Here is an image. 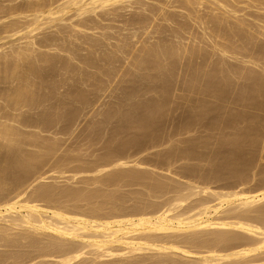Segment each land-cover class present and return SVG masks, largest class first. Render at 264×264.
Returning <instances> with one entry per match:
<instances>
[{"label":"bare ground","instance_id":"6f19581e","mask_svg":"<svg viewBox=\"0 0 264 264\" xmlns=\"http://www.w3.org/2000/svg\"><path fill=\"white\" fill-rule=\"evenodd\" d=\"M16 1L9 4L10 11L6 9L7 3L6 8L4 7V10L9 11L12 17L7 14L9 18H6L4 10L1 11L3 15L0 13L3 16V20L2 16L0 17V52L4 47L0 53V96L4 94L7 97L12 93L11 97L14 95L16 97L13 100L8 96L11 101H7L6 98L7 102L5 99V103L0 102L2 103L0 116H3L0 120L4 118L0 123V137L10 136L14 121L24 126L43 127L57 121L71 119L80 110L77 109V104L80 108L81 105L86 104L89 97L83 84L74 82L85 81V76L87 80L89 76L94 79L92 75L94 72L98 74L97 71L101 72L100 76L102 74L108 78V76L120 74V71L131 75L139 70L137 72L140 74L137 75L140 76H138L140 82L136 84L141 83L148 89L155 82L157 84L155 83L154 86L158 85L163 89L172 77L182 75L178 78H183L185 87L192 91L194 88L198 90L201 88L209 95L224 97L225 101L228 96L233 99V92L232 96L231 94H227L226 98L224 96L230 87L229 91L237 86L240 87L238 83L235 86L237 81L235 79L234 82L233 79L237 78L239 82V78L244 77L248 88L240 89L244 91L237 93L244 94V97L261 95L263 99L258 96L257 100L264 101V77H262L264 75L262 74L264 72V14H256L262 10L264 13V7L260 6V8L257 3L258 7L255 6L257 12L253 8V13L251 9L248 12L245 11V5L241 4H249L246 2L248 0ZM252 1L263 3L264 0ZM131 9L134 10L131 11ZM23 11L25 13L21 15ZM189 19H197L196 27L199 30L195 28L201 33L194 29V36L191 32L189 34L188 31L192 29L193 32L194 28L190 25L191 23L189 24ZM106 20H115L119 24L110 27L102 22ZM74 25L79 26L80 29L76 30L77 27L74 29ZM107 29L111 30L107 32ZM95 30L104 39L100 36L95 37L96 34L94 37L89 35L92 32L97 33ZM186 34H189L190 38ZM89 45L92 50H89L90 48L89 51L83 50ZM206 47H210L212 51L201 52V49H207ZM45 48L50 50V52L46 51L49 53L46 56L43 55L44 52L39 53ZM36 51H39L40 57L42 55L44 57H38ZM214 53L218 55V59L213 58L216 57ZM9 56L16 58L12 62L10 60L12 57ZM8 57L10 63L7 62ZM225 57L231 58L230 61L233 58L236 62L229 61V63ZM69 59H75L74 62L78 63L74 65ZM39 60L45 62L46 68L38 65ZM35 63L39 66L38 69ZM247 63L256 65L261 71L257 69L255 70L258 72L255 71V66L253 71L246 65ZM86 67H91L94 71L88 70V73L82 76L84 79H79L81 78L79 76L84 73L82 70L89 69ZM39 68L44 71L42 72ZM61 73L66 76L62 78L64 81L61 79ZM59 75L61 76L58 77ZM6 78L10 79L6 80ZM67 78H73L70 80L73 84H66ZM129 78L132 80V77ZM95 83L93 90L99 91ZM65 84L68 85L66 88ZM138 86L126 84L125 87H128V91L133 88L130 91L131 94L132 92L135 94ZM101 88L103 90V87ZM206 92L203 93L206 94ZM237 93H234V100ZM259 97L261 99H258ZM2 98L1 96L0 99ZM52 98H56L53 99L55 102L65 101L63 99L66 98L68 101L66 100L64 105L62 103L58 105L60 103L58 101V106L55 104L56 106L53 107L52 103L50 108L47 106L46 109L42 107L40 110H31L32 113L29 115L25 112L23 115L20 109L21 115L18 114L20 107H17V104H21L20 106L26 104L36 109L38 105ZM236 99L239 103L238 100L245 98ZM53 100L50 101L54 102ZM223 100L221 101L224 102ZM251 101L246 103L249 104ZM149 102L148 100V102L143 101L134 105L131 103L128 107L121 104L125 107L123 109L121 106L122 110L118 109L119 107L116 109L112 104L106 114L119 119L127 117L128 125L133 124L138 129H144L149 135L147 130L151 131L154 118L161 112V106L158 103L155 105V102L153 104ZM256 102L253 101V103ZM263 103L259 104L260 109ZM209 104L201 105L203 111L211 110L212 106L218 105L216 103L209 106ZM14 106L16 111L12 110ZM23 106L21 108L24 109ZM135 107L141 109L137 112L138 114L135 112ZM196 110L199 111V109ZM196 110L194 111L197 114ZM13 111L15 114L18 112L17 115H13ZM212 111L215 110L212 109ZM234 114L237 119V114L233 113L229 114L230 120ZM5 118H8V121ZM227 119H224V123ZM220 121L223 122L221 119ZM229 121L227 123H230ZM250 123L253 125L252 122ZM224 125L228 127L227 124ZM16 129L14 128L13 131L19 135L20 130ZM16 135L15 137L18 136ZM230 136H225L227 139L229 137L228 140L221 137L217 141L219 146L226 141L230 142L229 156L232 158L231 161L235 159L239 165L237 169L231 171V174H228L229 178H232L228 179L232 180L230 183L232 187L234 186L232 189L211 188L209 185H199L190 179L185 182L175 181L173 175L170 176V171H168L169 176H155L153 170L137 171L130 167H144L141 161L128 160L121 155L113 154L97 165L94 163V166L82 167L84 163L82 162V165L78 163L81 165L77 167L78 170L91 173L80 178L84 182L98 184L100 187L83 189L58 183H46L42 182L46 176L38 173L37 169L29 171L28 169L33 167L28 168V166L33 164L34 167L42 168V160L45 161L51 154L53 144L43 145L34 134L31 141L30 138L27 141L32 145L41 143L44 148L30 153L31 155L28 153L27 156L23 154L24 150L21 151L22 143H26L25 137L21 135V138L15 140L13 136V141L6 142L8 148L15 146L11 154L0 151V247L5 248L3 251L0 250V264H264V189L252 191L240 185L246 179L240 171V167L247 162L242 155L245 145L242 144L244 147L241 148V141L245 139L242 140L239 137L241 139L239 141L238 136L236 138L233 136L231 140L239 141L235 142L230 141ZM128 141L135 143L136 138ZM6 143H1L0 149L3 146L4 150L8 151L5 149ZM250 145L248 147H252ZM192 149L186 151L187 156L191 154ZM235 160H233L234 163H236ZM60 161L63 164L64 159ZM72 170L73 172L67 175V180L77 176V169ZM60 171L54 170L49 173L60 174L65 170ZM229 181L226 183L229 184ZM108 185L113 186L111 188ZM121 185L128 187L140 185V190L119 191Z\"/></svg>","mask_w":264,"mask_h":264},{"label":"rangeland","instance_id":"374dc122","mask_svg":"<svg viewBox=\"0 0 264 264\" xmlns=\"http://www.w3.org/2000/svg\"><path fill=\"white\" fill-rule=\"evenodd\" d=\"M12 1L0 0V3H1L0 8H2V9H0L1 14L3 13L1 11L4 10V7L6 8V5H5L6 3L8 5L6 9L10 11V8L8 9V7H10L9 4L17 2L16 0H15L16 2H14V0H12ZM43 1H45V0H43ZM39 2H40V0H39ZM246 2H248L249 4H247V3H244V4L241 3V4L245 5V11L247 10V12L251 9V11L254 13L253 8H254V10L256 9V12H257L256 7H258V6L264 7V1H263V3H260L257 1L255 2L252 0L251 1L248 0ZM251 2L252 3L254 2V3L252 4ZM256 3L258 6L256 5ZM54 4H56V3H54ZM259 4H261V5H259ZM238 5H240V3ZM252 5H254V7ZM247 8H249V9H247ZM6 9L4 10L5 17L7 14H9V11H7ZM133 10L131 9V11H133ZM24 13L25 12L23 11V13L22 14L20 13V14L23 15ZM28 13H30V12H28ZM258 13L264 14L263 10L258 11L256 14H258ZM17 14H19V13L17 12ZM2 15H0V17ZM9 15H7L6 18H9L8 17ZM127 15H129V14H127ZM13 16H15V15H13ZM5 17H4V19H5ZM244 17L248 18L247 16H244ZM2 20H3V16H2ZM195 20L197 21V19H194V20L189 19L188 20L189 24L191 23L190 25L192 26V28L194 27L193 32H192V29H190L188 31L189 34L192 33L193 36H194V29H195V31H197V29H198V27H196L197 25H196ZM0 21H1V19H0ZM102 22L106 23L110 27L119 24L115 20H109V21L106 20V21H102ZM66 23H65V25H66ZM76 27H77V25H74L73 28L75 29ZM78 27L76 30L80 29ZM97 30H95V31L97 32ZM107 30L106 31L109 32V30H111V29H107ZM188 32H185V33H188ZM197 32H200V31H197ZM92 33H94V34H92ZM92 33L89 35L90 36L93 35V37H94V35L96 34L97 36L95 35V37H97V38H99V36L103 37L99 34V32H97V33L92 32ZM146 33H148V31ZM197 34H199V33H197ZM188 35L186 34L187 37H188ZM195 35H196V33H195ZM188 38H190V35ZM101 39H98V40L101 41ZM103 39H104V37H103ZM102 41L105 42L104 40H102ZM4 46H7V45H4ZM211 47H213V46H211ZM2 48H4V47H2ZM2 48H1L0 53H2ZM206 48L207 49H204V50L201 49V52H205V53L207 52L208 53V51H210V50L212 51V49L210 47H206ZM208 48H210V49H208ZM85 49L87 51L92 50L90 45H89V47L86 46L85 48H83V50H85ZM73 50H75V49H73ZM76 50L81 51L82 49L81 50L76 49ZM46 51L50 52L49 49L46 50V48H45V49H41L40 52L36 51V54L38 57H40L39 53L44 52V54L43 53L42 54L46 56L47 54H49ZM3 53H4V51H3ZM186 55H189V54L186 53ZM215 55H216V57H213V56L212 57L215 59H218L219 58L218 55L216 53H214V56ZM42 56L40 58L44 57V56L43 57ZM9 57H12V56H9ZM9 57L7 59V62L10 63ZM15 58L12 57V58H10V60L12 61ZM226 58L227 57H225V60L228 62L231 59V58H229V59L228 58L226 59ZM215 59H213V60L217 61ZM69 60L74 65H76L78 63L77 61L74 62L75 59H69ZM234 60L235 59L232 58V61H230V62L235 63L236 60L235 61ZM38 62L39 63L41 62L40 64L38 63L39 66L41 65L42 67L46 68L45 62L40 61V60ZM35 64L37 65V63H35ZM38 65L36 66L37 69L39 67ZM246 65L249 66L252 70H253V66H255L254 70L257 69L259 72L261 71L256 65H251V64L249 65L248 63ZM181 67H183V66H181ZM86 68H89V69H87V70L83 69L82 72L84 71V73H83V75L81 74V76H79V77H81L79 79H82V78L84 79V77H82V76H84V74H87L88 70L90 71V69H91V67H86ZM40 69L42 72L44 71V69L39 68V70ZM257 70H255V71H257ZM93 71H94V69L90 72H93ZM137 71H139V70H136L135 71L136 73H133L131 75L126 74L125 71H122V73L120 71V74L117 73L113 77L108 76V78L101 74V76H103L102 79L100 76L101 72L99 73V71H97L98 74L94 72V74L92 75V77L94 76V79H96V80L99 79L97 82H96V80L92 79L91 76H89L88 80H87V76H85L86 77L85 81L81 80V82H79L78 80H76V82H74V83L78 82V83H81V85L83 84L82 86L87 89V91H88L87 95H89V97L87 98L86 104L84 103L83 105L80 106V108H78V104H77V109L78 110L80 109V110L77 111L75 113V115H73V117H71V119L68 118V121L67 120H61V121H57L56 123H53V124H47V126L44 125L43 127L42 126L40 127V125L39 126H33V125L24 126L22 124H18L17 121H14L15 124H13L14 126L12 127L11 119L8 116V118L10 119L9 121L11 123V127H12L11 129L14 130V128L15 129L18 128L20 130V132H19L20 136L18 134L17 135L20 138H21V135L25 137L24 140L26 141V143L25 144L22 143L23 145L21 144L22 145L21 151L24 150V151H22L23 154H27V156H28L30 153H35V152L43 150V148H44L43 145H49L51 143L53 144L52 150L50 152L51 154L47 156V158L49 160L46 158V160H48V161L42 160L43 165H42V163L39 164L40 166L42 165V168L36 167V166L34 167L33 164L32 165L29 164L28 168L30 166L33 168H31V169L29 168L28 170L32 171V169H35V170L37 169L36 171L38 173H42L43 176H46V178L42 182L58 183V184H62V185H68V186H71L74 188L92 189V188L100 187V185L94 184V183L89 184L87 182H84L83 179L80 177L88 175L90 173V171L89 172L87 171L88 172L87 173L86 170H83V171L81 170L82 171L81 172L80 170H78L79 168H77V167H79V166L81 167V165L83 163L84 164L82 167L94 166V163H95V165H97V163L108 159L109 157H111V154H113V155H121L124 159L139 160V162L141 161L142 165L144 167H142V166H141L142 168H140V166L138 168L137 167H130V168H133L134 170H137V171L153 170L155 176H157V175L158 176L159 175L169 176L170 173L168 171H170L171 172L170 176L173 175V179L175 181L185 182V181H188L190 179L192 182H195V183L197 182L199 185H209L211 188L213 187V188H218V189H221V188L222 189H232V188H234V186L232 187L230 185V183H232V180L229 181L231 177L229 178L228 174H231V171L233 169H237L239 167V165L235 159H233V160H235L236 163H234L233 160L231 161L232 158H230V156H229L231 153L230 142L226 141L221 146H219L220 144L218 142L221 137L226 138L228 135L229 136L232 135V136H230V141H235V139L234 140H231V139H233L234 137L236 138V136H238L237 138H239V137L242 138V140L245 139V141L244 140L241 141L240 138L238 139L239 141H241V145L242 144L245 145V147L242 145L241 148L243 149V147H244V149L242 150L244 153L242 155L245 156L244 157V158H246L245 161H247V162H245L244 166L240 167V169H241L240 171L243 172L242 174L245 175V177H246L245 181L243 180L244 182L240 185L241 186L243 185L242 187L244 189L248 188L252 191H256V190L259 191V189L260 190L264 189V186H262L264 184V107H263L264 103H263V106L261 104V109L259 106V104L264 102V101L259 100V102H258L257 97L258 96L262 97L261 95L257 96V94L256 95L254 94L252 96L246 95L244 97V94L242 95L240 93H237V92L244 91V90L241 91L240 89L247 90V88H248V83L244 77L239 78V82H238L237 78L233 79L234 82H235V79L237 81L235 83L236 85L235 84L234 85L237 86V83H238V85H240V87L237 86L238 87L237 88L233 85L232 87L233 88L235 87V88L231 89L229 91V89L231 88L230 87L231 85H230L229 86L230 88L228 87L229 89L226 91V94L224 96L226 98L227 94L230 95L233 92V97H232L233 99H231V97H229L227 95L229 98L227 97L226 101H225V100H223L224 97L221 98V97L216 96L215 94L209 95L208 92L201 89L200 86H199V88L201 90L200 89L198 90V88H196L197 89L196 90L194 88L193 91H192V89L190 90L188 87H185L183 78H181V77L178 78L179 76H182V75L175 76V78L177 77L176 79L172 77L167 82V84L165 85V87L168 85L166 88L164 87L165 89L160 88V86L158 87V85L154 86L156 82L151 87L152 89L150 87H149L150 89H148V87H143V85L141 83L136 84L139 81V77H140L139 75H137L138 73L140 74V72H137ZM66 73H68V72H66ZM63 74L64 73H61L62 76H63ZM262 74H264V72ZM61 75H59L58 77H60ZM67 75H69V74H67ZM62 76H61V79L66 78L65 75H64L65 77L64 76L62 77ZM95 76H97V77H95ZM135 76L136 77L139 76V77L136 78ZM0 77H1V75H0ZM129 77H132V80ZM262 77H264V75H262ZM121 78H122V81H121ZM135 78H136V80H135ZM8 79H10V78H8ZM8 79L6 78V80H8ZM71 79L73 80V78H71ZM71 79L67 78L68 81L66 82V84L70 83ZM33 80H36V79L33 78ZM116 80H117V82H116ZM128 80H130V81H128ZM87 81H88V83L86 84ZM114 81H115V83H114ZM71 82H73V81H71ZM127 82H129V83H127ZM241 82L242 83L244 82V83L241 84ZM94 83L96 84L95 86L97 87V90H99V91L95 90L96 91L95 92L93 90ZM99 83H100V85H99ZM119 83H120V86H119ZM66 84H65V88L68 86V85L66 86ZM71 84H73V83H70L69 85H71ZM126 84L127 85H134L135 84L136 86H138L139 84L140 85L138 86V88L136 87L137 89L135 88L137 90V91L134 90V91H136L135 94H133V92L131 94V91L133 90V88H132V90L130 89L131 91L130 90L128 91L127 90L128 87H125ZM231 84H232V82H231ZM244 85H245V87H244ZM101 87H103V90ZM118 87H120V89ZM89 88H91V89H89ZM186 88H188V89H186ZM236 88H237V91H236ZM125 90H127L126 93H125ZM195 90L197 91V93ZM202 90H203V92H206L207 95L205 93L201 92ZM90 91H92V92H90ZM228 91H229V93H228ZM234 93H237V94H235V97L237 95L236 98H238V99H240V97H241V99L245 98L244 99L245 101L244 100H238L239 103H237V99L235 98V100H234ZM10 94L13 96L12 93H10ZM10 94H8L9 98H13V100H15V98H16L15 95H14V97H11ZM128 94L130 95V97H128L129 96ZM238 94H239V96H238ZM123 95H126V96H123ZM1 96L3 98L0 99V102L5 103L6 98H7V101H11V99L10 100L8 99V96L5 97L6 95L4 96V94ZM230 96H232V94ZM253 96L256 98H254ZM125 97L126 98L128 97V98L126 99ZM260 97L258 99H261ZM216 98H219V99L216 100ZM249 98H250V100H249ZM4 99H5V101H4ZM53 99L55 100L56 98L49 99L48 101L50 104L48 103V101H45L46 103L45 102L41 103L40 105H38V107L36 109H34L35 107L30 108L26 104H23V105H25V107L22 105L24 107V109H23V108H21L22 106H20L21 104L20 105L17 104L16 106L20 107L19 109L18 108L17 109L22 110V112L20 110L19 113L18 112L17 113L20 114V112H21L23 115H25L23 113V112H25V113H27V115H29L32 113L31 110H33V111H35L37 109L40 110V109H42V107H44L46 109L47 106H48V108H50V105H52V103H53L52 106L54 107L57 105L58 101L60 102L58 105H61V103L62 104L65 103L66 100L68 101L67 98L63 99L65 101L57 100V102H55ZM129 99H131L132 101L130 102ZM262 99H263V97H262ZM50 100L51 101L53 100L54 102H51ZM148 100L150 101L149 103H151V104H153L155 102V105H156V103H158V105L161 106L160 114L156 115V116H158V117H156L157 120H156V118H154L155 121L153 120V122H152L153 123L152 128L154 127L153 130L151 127H150L151 131H149L150 129L147 130L150 133L149 135H147V132L144 131V129H141V128L138 129V127L137 126L135 127V125L133 126V124L132 125L129 124L130 125L129 126L128 125L129 121L127 120V117H124L126 120L124 118L119 119V117H116L117 118L116 119L115 117H111V116H108L106 114L107 110L110 107H112L111 106L112 104L116 109H117V107H119L118 109L122 110L121 104L127 105L125 107H128V106H131V103H132V105H134V104H139L143 101L148 102ZM221 100H223L224 102H222ZM113 101H115V102H113ZM126 101H127V103H126ZM128 101H129V105H128ZM230 101H234L236 104H234V102H230ZM242 101L245 105L244 104L242 105ZM249 101H251L252 104L251 103L247 104ZM253 101H255V102L257 101V102L253 103ZM203 103L206 105H208V103L213 104V105L217 103L218 105H217V107H216V105H214L215 107L212 106V109L215 110L214 112L213 111L211 112L212 109L203 111V107H202L204 105ZM0 104H2V103H0ZM210 104H209V106H210ZM124 105L122 106L123 109L125 108ZM206 105H204V106H206ZM251 105H253V106H251ZM16 106H14V109H12V108L11 109L15 110ZM82 106L85 109L81 108ZM198 106H199V108H198ZM193 107H194V109H193ZM200 107H202V109ZM195 108L199 109V111L201 110V114H199V111L196 110ZM134 109H136V111H135L136 114H138L137 112L141 111L140 107H135ZM257 109H259V110H257ZM194 110L197 111V114ZM11 113H12V111H11ZM17 113L15 114V112H14L13 115H17ZM233 113L237 114V119L235 118L236 115L234 114V115H232V118L230 120L229 116ZM244 114H245V117H244ZM247 114H249V115H247ZM219 115H220V117H219ZM233 116H234V119H233ZM1 117H3V116H0V118ZM215 117L219 118L218 119L219 122H217L218 120ZM222 117H223V119H222ZM227 117H229V119H227ZM8 118H5V119H7V121H8ZM225 118L227 120L224 123ZM2 119L4 120V118H2ZM2 119L0 120V123L3 121ZM121 119H123V120H121ZM220 119L223 120V122L220 121ZM232 119H233V121H232ZM243 119L245 121L244 122L245 127H244ZM248 119L250 122H252L253 125H251V123L248 121ZM253 119H255L258 124ZM234 120H235V122H234ZM125 121H127V122H125ZM228 121L230 123L231 122L232 123L231 124L227 123ZM247 121H248L249 125L247 124ZM3 123H6V122H3ZM209 123H211V125ZM222 123L227 124L228 127H226V125L223 126ZM215 124L217 126H215ZM17 125H18V127H16ZM19 125H22V126H19ZM126 125H128V126H126ZM218 126H219V128H218ZM222 126L226 127V128H223ZM120 127H122V128H120ZM11 129H9V130H11ZM112 129H115V130H112ZM220 129H221V132H220ZM13 130L11 131L10 136L6 137L8 139L0 137V146H1V143L4 144V143L8 142L7 140L13 141V138L16 135L15 131H13ZM241 131L242 132L244 131L246 134L244 132L242 133ZM8 132L10 133V131H8ZM21 132H22V134H21ZM240 132L245 136L243 137V135ZM29 133H30V135H29ZM239 133L241 134L242 137L240 136ZM34 134H36V137L39 138V140L42 142L43 145L40 143L41 146L39 144H38L39 146L36 144H35L36 145L35 146V145H32L31 143H29L27 141L29 138L31 141V137H33ZM222 134L223 135L226 134L225 135L226 137L223 136ZM18 136L15 137L14 139L15 140L19 139ZM130 137L134 138V139L136 138V142L130 143L128 141L131 139ZM1 138H2V140H1ZM4 139H6L5 142H4ZM126 139H128V140H126ZM228 139H229V137H228ZM247 139H248V141H247ZM238 140H236L235 142H237ZM124 141H126L127 143H125ZM250 141H252V142H250ZM247 142H249L251 145ZM192 143H193V145H191ZM245 143L247 144V147H246ZM6 145H7V143H6ZM6 145H5V147H6L5 149H8V151L4 150V147L2 146L3 148L1 147V149H0V151L2 150L1 153L7 152V153L11 154V152H12L11 150H14L13 147L15 148V146H9V148H8V145L7 146ZM249 145L252 147H248ZM191 146L193 149L191 148ZM228 146H230L229 147L230 149L228 148ZM188 149H192L191 150L192 152H191V154H189L187 156L186 151H188ZM251 149H253V150H251ZM244 150H246V151H244ZM182 151H183V153L184 152L185 153L183 154ZM226 154H228V156ZM5 155H8V154L5 153ZM227 157H229V158H227ZM26 159H29V158L26 157ZM61 159H64L63 164L60 161ZM77 159H80V160H77ZM227 159H228V161H231V162H228ZM78 163L81 165H79ZM76 165H78V166H76ZM63 167H65V168H63ZM150 167H153V168H150ZM189 167H190V170H189ZM242 167H244V168H242ZM39 168H40V170H38ZM60 168H61V171L62 170H65V171H63L60 174L59 173H55V174L49 173L50 171L52 172L54 170H57L59 172ZM72 169H77L76 170V175H77L76 177H78V178L74 177V178H69L67 180L66 179L67 175L69 176L73 172ZM119 169L120 168H116L115 170H119ZM36 171H34V172H36ZM188 171H189V173H188ZM74 172H75V170H74ZM216 172H217V174H216ZM57 174L59 176H56ZM51 175H53V176H51ZM60 175H61V177H60ZM201 175H203V176H201ZM205 175H207V176H205ZM226 181H229V184H228V182L226 183ZM225 183L228 186H226ZM238 185H239V183H238ZM108 186L110 187L111 185H108ZM108 186H106V187L109 188ZM112 186H111V188H112ZM122 186L124 188L121 189ZM133 186L134 185H129V187L126 185H121L119 191L122 190V191H126V192L128 191L129 192V191L134 190L133 192H135V189L140 190V188H139L140 185H137L134 187ZM141 190H143L142 187H141ZM101 212H103V211H101ZM4 249L5 248L0 247V250L3 251Z\"/></svg>","mask_w":264,"mask_h":264}]
</instances>
